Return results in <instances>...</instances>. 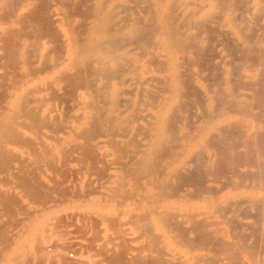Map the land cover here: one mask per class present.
<instances>
[{
	"label": "bare ground",
	"instance_id": "bare-ground-1",
	"mask_svg": "<svg viewBox=\"0 0 264 264\" xmlns=\"http://www.w3.org/2000/svg\"><path fill=\"white\" fill-rule=\"evenodd\" d=\"M0 264H264V0H0Z\"/></svg>",
	"mask_w": 264,
	"mask_h": 264
}]
</instances>
